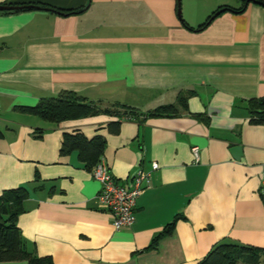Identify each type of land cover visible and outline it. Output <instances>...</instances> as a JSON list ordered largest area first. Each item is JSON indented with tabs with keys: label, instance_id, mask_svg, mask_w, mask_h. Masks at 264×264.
Wrapping results in <instances>:
<instances>
[{
	"label": "crops",
	"instance_id": "crops-1",
	"mask_svg": "<svg viewBox=\"0 0 264 264\" xmlns=\"http://www.w3.org/2000/svg\"><path fill=\"white\" fill-rule=\"evenodd\" d=\"M84 9L0 13V193L25 186L17 226L49 264H198L219 240L264 248V123L251 124L246 101L264 97V8L224 11L232 0H0ZM178 2L180 5H178ZM75 91L101 107L123 103L148 112L177 103V115L123 119L99 114L47 122L16 107ZM202 114L195 118L194 114ZM37 129H43L37 136ZM106 139L102 158L118 179L139 166L151 183L136 200L135 221L115 229L98 208L99 182L76 152L60 155L64 133ZM197 146L194 162L191 147ZM241 147L238 159L231 149ZM39 180L35 181V175ZM39 187V189H35ZM171 234L144 250L175 215ZM27 264V262H0Z\"/></svg>",
	"mask_w": 264,
	"mask_h": 264
},
{
	"label": "trees",
	"instance_id": "trees-1",
	"mask_svg": "<svg viewBox=\"0 0 264 264\" xmlns=\"http://www.w3.org/2000/svg\"><path fill=\"white\" fill-rule=\"evenodd\" d=\"M238 6L225 5L218 7L207 18L196 27L189 26L180 16L181 24L192 31H202L224 11L242 13L249 3H255L264 8V0H238ZM3 5L18 6L16 3H4ZM39 9L48 10L60 15H71L80 13L83 8L60 9L43 3L35 4ZM37 9L34 7H23L21 9L0 10V13H13L17 11ZM219 14L216 13L221 10ZM192 91H180L177 96V103L164 104L155 107L148 112H141L139 109L123 104L114 103L110 107H101L98 103L88 100L86 97L75 91L63 90L51 96H45L32 106L16 107L19 111L38 116L40 119L60 123L66 120H75L99 114L108 115L114 118L107 124L109 133L117 134L120 123L123 119L134 118L144 120L148 116L177 115L178 105L186 110V98ZM262 98H251L246 101V109L249 114L251 124L264 123V101ZM200 119L202 114H194ZM43 129H37V136L40 137ZM1 135V131H0ZM106 139L101 134H96L91 138L80 132L64 133L59 148L60 155H67L76 152L78 159L84 166L91 168L98 162L104 152ZM39 180V175H35V181ZM35 189H39L36 187ZM29 195V189L25 186L5 189L0 193V262H22L27 264H49V257L38 256L33 247H30L23 239L17 226V217L23 212V202ZM179 216L174 218L153 237L151 243L144 250L156 249L159 239L171 234ZM198 264H264V248L246 245L229 238H223L216 242L210 250L202 257Z\"/></svg>",
	"mask_w": 264,
	"mask_h": 264
},
{
	"label": "built area",
	"instance_id": "built-area-1",
	"mask_svg": "<svg viewBox=\"0 0 264 264\" xmlns=\"http://www.w3.org/2000/svg\"><path fill=\"white\" fill-rule=\"evenodd\" d=\"M191 153L194 162L198 161V147L192 146ZM158 169L156 162L151 163L150 169L138 167L125 180L116 178L109 170L102 157L91 168V174L99 182L96 202L99 209L111 213L112 226L115 229L130 227L135 221L136 200L150 186L152 172ZM260 197L264 204V182L260 189Z\"/></svg>",
	"mask_w": 264,
	"mask_h": 264
},
{
	"label": "water",
	"instance_id": "water-1",
	"mask_svg": "<svg viewBox=\"0 0 264 264\" xmlns=\"http://www.w3.org/2000/svg\"><path fill=\"white\" fill-rule=\"evenodd\" d=\"M178 5L179 2H178ZM23 7H34V8H40V6L38 5H35V4H28V5H18V6H11V5H0V10H11V9H21ZM224 9H221L219 10L217 14H219L221 11H223ZM178 13L180 14V9L178 7ZM262 101H264V97L262 98ZM232 153H233V156L238 159L240 154H241V147L240 146H234L232 149H231Z\"/></svg>",
	"mask_w": 264,
	"mask_h": 264
},
{
	"label": "rangeland",
	"instance_id": "rangeland-1",
	"mask_svg": "<svg viewBox=\"0 0 264 264\" xmlns=\"http://www.w3.org/2000/svg\"><path fill=\"white\" fill-rule=\"evenodd\" d=\"M232 4H235L236 6H238L239 5V1L238 0H232ZM180 12H181V17L184 18L183 16H185V13L182 10V5H180Z\"/></svg>",
	"mask_w": 264,
	"mask_h": 264
}]
</instances>
